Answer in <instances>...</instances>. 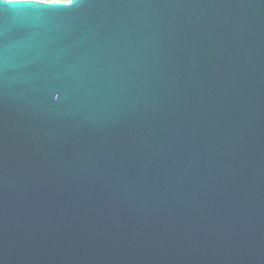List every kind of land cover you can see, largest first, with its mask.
<instances>
[{
  "label": "water",
  "instance_id": "1",
  "mask_svg": "<svg viewBox=\"0 0 264 264\" xmlns=\"http://www.w3.org/2000/svg\"><path fill=\"white\" fill-rule=\"evenodd\" d=\"M0 264H264V0H0Z\"/></svg>",
  "mask_w": 264,
  "mask_h": 264
},
{
  "label": "rangeland",
  "instance_id": "2",
  "mask_svg": "<svg viewBox=\"0 0 264 264\" xmlns=\"http://www.w3.org/2000/svg\"><path fill=\"white\" fill-rule=\"evenodd\" d=\"M40 1H45V2H63V3L69 2V0H40Z\"/></svg>",
  "mask_w": 264,
  "mask_h": 264
}]
</instances>
